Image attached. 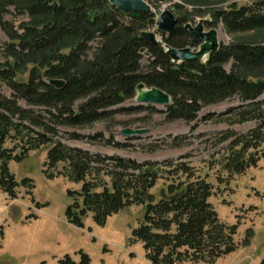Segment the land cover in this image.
<instances>
[{"label":"trees","instance_id":"trees-1","mask_svg":"<svg viewBox=\"0 0 264 264\" xmlns=\"http://www.w3.org/2000/svg\"><path fill=\"white\" fill-rule=\"evenodd\" d=\"M177 8L175 28L151 43L141 32L156 24L153 11L125 13L109 0H0V26L8 38L0 45V83L10 91L0 93V189L13 199L22 186L41 206L32 198L34 180L18 182L9 162H22L44 148L46 178L79 184V190H66L65 216L72 225L84 227L90 214L104 226L112 215L140 206L142 218L131 227L128 241L143 246L149 264H213L237 248L238 227L217 213L210 200L214 185L206 175L180 161H137L64 142L124 146L80 130L108 121L118 112L113 108L134 97L140 86L156 87L170 96L161 111L165 122H254L245 132L217 133L214 147L226 144L218 165L228 179L257 167L264 158V0L234 2L215 9L206 21L222 23L231 35L253 32L261 39L234 40L204 58L182 62L172 61L165 46L196 48L201 40L184 27L194 14ZM8 14L20 17L5 19ZM25 73L26 79L18 78ZM48 78L64 84L56 87ZM230 101L235 103L198 120L204 108ZM173 141L180 145V138ZM164 178L169 182L156 197L153 189ZM76 255L78 261L68 253L57 263L91 264L86 251ZM258 264H264V256Z\"/></svg>","mask_w":264,"mask_h":264},{"label":"rangeland","instance_id":"rangeland-1","mask_svg":"<svg viewBox=\"0 0 264 264\" xmlns=\"http://www.w3.org/2000/svg\"><path fill=\"white\" fill-rule=\"evenodd\" d=\"M150 4L151 10L154 14H160L166 10L170 11L174 16L178 17V5L183 6L187 13H193L194 19H189L184 23H190L196 25L200 19L211 20L210 14L215 9H227V7L236 3L237 6L251 4L257 0H145ZM198 6V8H197ZM199 6L201 8H199ZM198 12L195 13L194 11ZM5 19L10 20L18 19L20 16H13L11 14L4 15ZM214 28L218 32L219 45H227L234 40L251 39L258 41L261 38L254 37L255 33L248 32L243 34H229L223 28L222 23H204V30L208 31ZM156 33L158 42L162 41L163 33L158 32L157 24L151 26L146 32ZM7 37L0 26V45L7 41ZM189 47V46H188ZM199 47H196L198 49ZM0 53V61H1ZM146 57L143 59L145 62ZM229 69V67H227ZM27 73L22 77L26 79ZM147 88H138L135 96L125 101L122 105H118L113 109H118V112L113 114L108 121H101L94 124L93 129L80 130V134L94 136L101 134L105 139H112L115 143H120L124 146H108L104 144L90 145L87 142H75L65 140L70 145L81 146L95 153L101 154H117L122 157L134 158L137 161L152 160V161H174L184 162L190 167L194 168L201 175H206L207 180L214 185V194L210 197L213 206L217 213H219L221 219L228 224H237V231L234 235V239L237 241L238 246L229 257H234L237 254H242L250 257L251 252L255 257L261 255L264 252V230L259 222L255 223V228L251 231L254 220L258 217L260 208L254 205L250 197L258 196V193L254 188L250 187L252 174L246 175H234L231 179H228L226 173L221 171L218 160L221 155L225 154L223 146L226 144H219L214 147L216 141L215 135L225 129H235L240 132H245L250 127L254 126V122L248 121L244 124L226 125L223 123H212L209 120H200L202 116L211 112H220L230 107L235 102H224L219 105L204 108L199 116L198 120L191 125L184 124L182 122H165L162 110L165 109L158 105L139 104L135 103L138 91ZM9 89L6 85L0 83V93L9 94ZM264 97V96H263ZM138 111L122 112L120 109L128 107H139ZM193 126V128H192ZM124 128H130L134 130L145 129L146 132L140 133L137 136L122 135ZM173 137L180 138V145L174 146L172 143ZM130 145V146H128ZM127 146V147H126ZM149 146H152L154 150H148ZM264 147V145H263ZM46 152L44 148H39L31 151L26 159L19 162L18 169H13L14 174L18 178H23L24 175L30 174L36 181L35 195L40 200H47L58 205L69 204L70 199L67 196L66 190H79V185L69 182L66 178L56 177L45 180L44 175L40 173V168L44 167L46 158ZM20 178V179H21ZM43 180V181H41ZM20 182V180H19ZM165 183H168L167 178L160 179L157 182L156 187L153 189L155 196L159 194L162 188L165 187ZM23 188V187H22ZM18 189V188H17ZM24 189V188H23ZM25 191V189L23 190ZM246 194V195H245ZM248 194V195H247ZM259 197V196H258ZM235 204V206H234ZM143 209L140 206H130L127 209L120 211L117 215H113L107 223V228L112 226L122 234L120 237L114 236L112 242H105L103 246L88 241L86 243V250L91 255L98 254L102 249L106 253L116 254L119 257L121 264H148L145 259L144 249L138 243H131L128 241V237H123V232L129 231L128 228L136 224L138 220L142 218ZM251 231V233H249ZM249 236L253 238L251 241L253 245L246 247L243 241ZM254 249V250H253ZM253 250V251H252ZM85 251V250H84ZM124 256L126 258H124ZM253 258V257H251ZM124 259V261L122 260ZM220 260L217 264L222 261ZM194 264V263H186ZM207 264V263H197Z\"/></svg>","mask_w":264,"mask_h":264},{"label":"crops","instance_id":"crops-1","mask_svg":"<svg viewBox=\"0 0 264 264\" xmlns=\"http://www.w3.org/2000/svg\"><path fill=\"white\" fill-rule=\"evenodd\" d=\"M18 165L19 163L14 161L9 162V169L13 174V169H18ZM42 169L41 167L40 173H42ZM250 173L252 174L250 187L254 188V192L256 191L259 196H254L255 201L253 197L250 199L255 202V206L260 208L258 211L260 214L254 220L251 231L257 222L264 230V158L258 161L257 167H251L246 171V175ZM14 175L19 181L21 177L18 178L16 174ZM24 176L36 181L30 174ZM55 179L57 178L55 177ZM45 180L47 179L45 178ZM23 190L20 186L17 198L12 199L0 189V264H38L40 262L58 264V259L68 253L78 261L76 252L79 250L87 252L85 246L88 241L103 246L104 241L112 242L114 236L120 237L121 233L116 227L109 226L107 228V223L112 217L107 220L104 226H99L88 214L83 219L84 227L78 228L72 225L65 216L67 204L58 205L44 199L40 200L35 195L34 189L32 194L34 201L42 204L37 207ZM128 230L123 232V237L129 239L131 227ZM252 239L250 238V243L246 246L248 249L253 245ZM138 244L142 246L140 243ZM87 253L90 256L91 264H121L116 254L106 253L103 249L98 254ZM231 254L233 252L220 257L213 264H217L221 259L224 260L225 257L228 259L220 264H258L264 256V252L256 257L252 255V252L250 257L242 254L229 257ZM124 258L126 257L124 256ZM122 260L124 261V259ZM125 262L129 264L128 261Z\"/></svg>","mask_w":264,"mask_h":264},{"label":"water","instance_id":"water-1","mask_svg":"<svg viewBox=\"0 0 264 264\" xmlns=\"http://www.w3.org/2000/svg\"><path fill=\"white\" fill-rule=\"evenodd\" d=\"M109 2L115 5L119 11H123L125 13L151 12L150 4L145 0H109ZM156 18L157 30L158 32L164 34L170 33V31L173 30L178 23V18L168 10L160 13ZM206 21L207 19H200L194 26L190 23H185L184 25V27L189 32H191L194 37L201 40V43L198 45V49L188 46H184L182 48L165 46L166 52L170 55L172 61L182 62L183 60H198L204 58L210 52H213V50H216L219 47L220 43L218 40V32L214 28L205 31L204 23ZM141 33L151 43L158 42L156 33L154 31H143ZM46 82H50L56 87H62V85L64 84V81L60 79L48 78ZM139 88H142V86H140ZM137 94L138 95L135 99V103L137 105L149 104L152 106L158 105L164 107L170 102V96L156 87L144 90L141 89ZM144 132H146L145 129L134 130L130 128H124V130L122 131V135L137 136L140 135V133Z\"/></svg>","mask_w":264,"mask_h":264},{"label":"bare ground","instance_id":"bare-ground-1","mask_svg":"<svg viewBox=\"0 0 264 264\" xmlns=\"http://www.w3.org/2000/svg\"><path fill=\"white\" fill-rule=\"evenodd\" d=\"M151 11H152V10H151ZM156 17H157V16H156ZM156 17H155V15H154L155 20L157 19Z\"/></svg>","mask_w":264,"mask_h":264},{"label":"built area","instance_id":"built-area-1","mask_svg":"<svg viewBox=\"0 0 264 264\" xmlns=\"http://www.w3.org/2000/svg\"><path fill=\"white\" fill-rule=\"evenodd\" d=\"M158 14H155V17L157 16Z\"/></svg>","mask_w":264,"mask_h":264}]
</instances>
